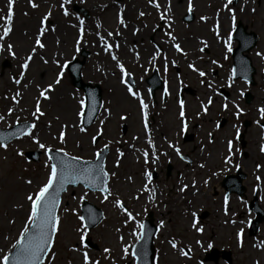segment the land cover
Here are the masks:
<instances>
[{"label":"rangeland","instance_id":"rangeland-1","mask_svg":"<svg viewBox=\"0 0 264 264\" xmlns=\"http://www.w3.org/2000/svg\"><path fill=\"white\" fill-rule=\"evenodd\" d=\"M146 1L141 0L143 6L130 12V0H18L16 3L0 0V18L4 17L7 9L14 13L11 23H0V47L6 49L0 56V127L7 129L25 120L34 123L27 136L5 147L0 146V264L28 229L32 219L28 205L47 181L50 162L43 151L49 147L57 148L75 157L90 159L97 149L106 145L110 150L108 163H105V170L110 176L107 194L90 192L81 186L68 188L57 214L53 245L42 264H134L133 257L126 252L130 254L131 245L139 236L140 221L148 210L152 211L154 222L160 226L157 239H154L159 250V264H215L204 261V253L211 247L230 251L232 264H253L254 260H258L257 264H264V220L254 237L247 235V226L254 217L248 210V203L254 195L264 211V138L259 125L264 117V70L260 71L264 56L259 57L255 67L254 86L232 82L229 67L222 62L228 52L219 51L216 44L205 45L202 41L210 37L214 41L219 28L223 29L219 15L229 14L230 8H236L237 13L233 14L237 18L242 16L240 7L230 6L229 0H179L180 10L172 6V15H162L163 24L159 23L161 26L156 27L160 16L153 10L152 14L144 15L149 8ZM90 2L91 7H86ZM158 2L164 7L165 2L174 3V0ZM190 3L194 21L187 24L181 22V16ZM256 3L246 15L250 30L258 34V28L254 29L253 25L255 22L257 25L262 18L264 28V0H256ZM74 4L87 12V19L72 10ZM159 10L161 14L165 9ZM57 17L68 27L64 51L57 45L59 32L54 25ZM42 21L47 24L43 35L38 30ZM170 22L174 25L171 30L166 26ZM228 25L229 19L224 31ZM147 26L155 29L156 35L175 36L180 44L178 50L185 54L189 52L195 69L190 70L186 61L182 62V56H178V62H150L152 41L151 34L146 31ZM15 30H20L18 36L23 40L16 38ZM225 34L230 36L227 32ZM98 39L93 52L84 49L88 56L82 70L84 82L99 84L103 90V104L98 117L106 118L104 132L95 137L97 121L87 134L79 127L75 111L83 101L82 91L78 93L70 87L67 72L62 71L61 65L80 55L83 48L77 47L84 45L82 43L90 40L97 42ZM203 48L207 49L204 60L198 61L199 51ZM3 61L9 62L7 68H1ZM120 65L136 79V98L127 94L119 80L123 75ZM154 65L160 67L161 73L163 66L168 68L165 79L170 95L158 104L152 103L144 83L146 70ZM200 71L205 76L198 74ZM60 74H63L61 79ZM228 82L230 85H227ZM185 84L189 85L193 94L183 91L182 98H179V90ZM48 86H52V91L45 96L40 94ZM211 86H214L213 89L217 87L215 91L219 100L228 103L223 114L220 105H213L212 109L201 106L199 109L195 103L201 97L202 103L206 104V94H213ZM63 87L69 94L52 98ZM220 88L229 92L228 100L219 94ZM240 91H249L253 100L246 104ZM201 92L204 95H200ZM48 93H51L50 103L46 98ZM139 98L148 103V128L139 120ZM178 99L185 105L180 106L181 109L190 108L186 112L187 133L196 135L186 143L180 139L182 123L176 106ZM67 101L74 103L71 109L73 115L62 108ZM37 109L44 112L34 113ZM221 117L227 121L222 128H218L216 123ZM246 119L250 124L244 135L245 148L241 150L239 144H234L233 150H230L235 161L230 166L226 161L228 152L225 143L233 139L237 130H243L242 121ZM122 124L126 127L125 132ZM149 131L150 134H147ZM139 132L144 134L145 139L138 144L141 153L133 152L130 155L132 158H129L128 151L132 147L129 144L134 142L132 135ZM151 143L154 153L147 147ZM171 143L178 146V152L171 148ZM28 150L41 152L37 163L26 160L24 152ZM185 154L192 158L191 163L180 158L179 155ZM118 155H122L123 160ZM109 161L117 163V167ZM168 163L172 165V171L166 178ZM236 166L246 173L243 182L245 197L230 195L224 200L219 175L234 173ZM151 172L157 175L153 181L148 177ZM145 183L151 190L158 191L151 202L134 198L139 187ZM180 184L184 185V200L179 206L176 202L173 206ZM196 187L198 192L188 196ZM82 199L101 208L104 213L103 221L88 233L79 221ZM122 204L126 210L121 207ZM203 213L206 216L200 218ZM84 237L89 238L95 248L83 243ZM170 245L187 247L191 254L185 256L180 249ZM259 245L261 250L257 249ZM216 264L226 263L219 259Z\"/></svg>","mask_w":264,"mask_h":264},{"label":"water","instance_id":"water-1","mask_svg":"<svg viewBox=\"0 0 264 264\" xmlns=\"http://www.w3.org/2000/svg\"><path fill=\"white\" fill-rule=\"evenodd\" d=\"M247 66L249 67V61H247ZM77 71H78V68L74 72L75 75H77ZM252 74H253V71L251 70L248 73H246V76L253 83V81H252ZM95 93H96L97 106H98V104L100 103V91L97 89ZM101 160H102V157H101ZM93 172L97 176H98V174H103L104 175L102 177L101 181H100V186H101V188H103L104 187V184L107 181V178L108 177L103 173L101 161H100L99 165L94 168V171ZM63 173L64 172H63L62 166H60L59 167V172H58V174L56 176V179H55V182H54V184L52 185L51 189L49 190V192L47 194V197L49 199H51L52 201L53 200H59L60 193L63 190H65V187H66L67 184H69V183H71V184H77L78 182L81 181V180H78V179L75 178L73 172L72 173L71 172H67L66 175L65 174L63 175ZM231 181L232 182H229V184L232 183L236 187L239 186V181L234 180V179H232ZM227 184H225V185L227 186ZM236 187H234V188H236ZM236 191L242 193V189H240V188L238 190H236ZM51 207H52V209L54 208V203L48 204L47 202H44V204H42L41 209L39 211V214H40L39 216L40 217L45 216L47 218V223H45V225H47V227H49L50 224H51V215H52V209H51ZM261 218H262L261 215L258 214L256 220L253 222L252 231L256 230L257 223L261 220ZM100 219H101V214H100V211H98L97 217L95 218V220L91 224H88V226L89 227L93 226ZM38 222H40V221H38ZM147 224H149L150 226H149L148 232L145 235V238L143 239V242H144L143 245L145 246V250H146L147 256L151 257V255H152V250L150 249L151 237H152V235H153V233L155 231V228L152 226L151 220L147 221ZM48 235H49V233L47 234V236ZM49 238H50V236H49ZM44 250L45 249L40 250V252L36 256L34 262L38 259V257H40V255L43 254ZM13 260H14V256H10V258H9V264H13ZM37 262L38 261H36V263Z\"/></svg>","mask_w":264,"mask_h":264},{"label":"bare ground","instance_id":"bare-ground-1","mask_svg":"<svg viewBox=\"0 0 264 264\" xmlns=\"http://www.w3.org/2000/svg\"><path fill=\"white\" fill-rule=\"evenodd\" d=\"M178 1H179V0H174V3H173V6H174L176 9H180V5L178 4ZM91 5H92V3L90 2L86 7H91ZM140 5H141V4H140ZM220 19H221L222 21H225V20H226V15H225L224 13H222ZM261 22H262V20H261L260 23L258 24L260 30L262 29V23H261ZM54 25H55L56 27H58V32H59V37H58V40H57V41H58V42H57V45H58V47H59L62 51H64V49H65V47H66V45H67L66 36H67V33H68V30H67L68 27H67V25L64 24V21L58 19V17H57V21L55 22ZM27 30H28V29H27ZM19 31H20V30H15L16 38H17L18 40H23L22 37L18 36V35H20ZM131 38H132V37H131ZM67 40H68V39H67ZM218 40L221 42V45H220V46H223L225 49H227V48H229V47L231 46V43H230L228 40H226L225 38L218 37ZM98 41H99V39L97 40V42H96V40H94V41H91V40H90L89 42L82 43V44H84V45H80V46H82V48L85 47V48H87V50H91V52H93V51L96 49V45H97ZM209 41L211 42V39H209ZM164 43L166 44V41H164ZM214 44H216V43H214ZM18 50H19V49H18ZM19 53H20V50H19ZM38 77H39V76H38ZM38 77H37V78H38ZM39 78H42V77H39ZM67 93H68V90H66V88L63 87V88H60V89L55 93V95L52 96V98H54V97H57V98L64 97V95H67ZM210 102L213 103L215 106L219 105V101H218L217 97H212L211 100H210ZM73 104H74V103H73L72 101H67V102L64 103V105H63L62 108H63L64 110H67V109H68V110H71V109L73 108ZM69 112H70V115H73V114H72V110L69 111ZM197 192H198V187H196L194 191L190 192V193L188 194V196H190V195L193 194V193L196 194ZM126 194H127V193H126ZM155 194H156V193H155L154 191L144 190V191H141V195H140V196H142L143 198L153 199L154 196H155Z\"/></svg>","mask_w":264,"mask_h":264}]
</instances>
